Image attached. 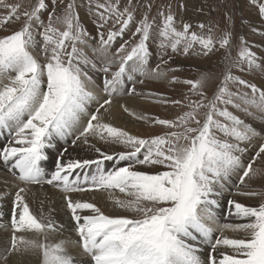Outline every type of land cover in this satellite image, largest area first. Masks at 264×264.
Masks as SVG:
<instances>
[{"label":"snow or ice","instance_id":"obj_1","mask_svg":"<svg viewBox=\"0 0 264 264\" xmlns=\"http://www.w3.org/2000/svg\"><path fill=\"white\" fill-rule=\"evenodd\" d=\"M248 2L261 27L244 26L259 45L235 32L228 11L223 29L211 19L185 21L179 0L175 8L172 0H0V182L15 187L0 222V264H264V190L250 183L264 179V127L242 118L264 124V84L245 78L264 76V0ZM219 6L204 0L196 11L211 17ZM217 53L219 75H176V57ZM149 81L186 90L174 98L137 87ZM117 98L178 111L161 118L120 103L128 117L162 129L138 136L107 120ZM70 137L95 156L65 159L64 149L46 171V150ZM96 142L122 150L106 152ZM44 185L62 194L68 225L30 209L25 194ZM92 191L107 193L124 215L74 196ZM8 194L0 191V201Z\"/></svg>","mask_w":264,"mask_h":264},{"label":"rangeland","instance_id":"obj_2","mask_svg":"<svg viewBox=\"0 0 264 264\" xmlns=\"http://www.w3.org/2000/svg\"><path fill=\"white\" fill-rule=\"evenodd\" d=\"M10 2H17V0H10ZM20 2L27 5L30 2V0H20ZM164 2H167V0H164ZM172 2H173V7L175 8L177 0H172ZM179 2L184 3L186 5V11L180 14L183 16V19L185 21H197V20L211 19L214 22L218 23L219 29H223L225 27L224 12L225 11L230 12L235 21V32L239 34H244L249 40V43L255 42L258 45L260 44L258 37H256L255 35L249 34L250 30L244 26V24L251 22L252 24L256 25L257 28L261 27L260 22L258 20V16H257V10L249 4L248 0H207L209 7L220 5L215 11L212 12L211 17H205L204 15L196 11V9L201 7V5L204 3V0H179ZM207 10L208 9L206 8L205 12H207ZM80 15H81L82 23H84V25L88 28L90 32H92L93 35H95V29L93 25L91 24L89 18L86 16L85 10H81ZM241 17H243L244 23H242ZM177 19L179 20L180 16H178ZM11 27L16 28L18 27V25H12ZM3 34L5 33L0 31V35H3ZM215 35L219 36L220 31L217 30ZM125 39H127V36L125 37ZM153 51H155L154 47H153ZM235 54H236V48L233 47V55ZM155 59L156 57L154 56L153 62H155ZM220 60H221V54L219 53L210 54L208 57H197V58L193 57L191 59L180 56V57L175 58L173 62V66L180 67L181 70L178 71L176 75L181 77V79H185V78L196 79L199 76L201 70H209L210 72H214L216 75H219L220 72L222 71V69L219 67ZM245 78L256 83L258 86L261 84H264V76H262L261 74H257L255 76L247 75L245 76ZM137 86H139V88L142 87L145 91L167 92L170 96L174 98H179L182 95V93L186 90V86L184 85H175L174 90H172L168 88L166 85H162V84H159L157 82H152V81L147 82L145 85H137ZM142 105L143 107L136 111H143L147 115L159 116L161 118H172L177 114V111H178V109L173 108L171 106H168L166 109L164 106L150 104L145 101L143 102ZM124 117L129 120L128 122H130L128 123L130 125V130H128V132H130L131 134L138 135V136H147L150 134L160 133L162 131V129H160L159 127H156L154 129H149L146 125H143L142 122H139V121L135 122V120L128 117L126 114H124ZM242 118H244L246 121H248V119H250L251 121H256L257 123L260 124L259 129L264 127V125L261 124V122L254 117L242 116ZM133 126L135 129L133 128ZM63 142H65V145L64 144L63 145L66 148L74 147L72 143L70 142L69 138ZM47 150L49 151L51 150V152L53 151L52 153L55 152V154L58 155V152H62L64 149H61L59 147V149L51 148ZM101 150L111 153L112 151H120L122 149H120L119 146H115V145H111V146L104 145ZM143 170L150 171L149 169H143ZM250 183H251L252 189L258 190V191L264 190V179H257ZM44 186H48V185H44ZM48 187L52 188L51 186H48ZM233 191H235V189H233ZM118 194H121V193H118ZM236 199L246 204H257L260 198L259 197H252V198L236 197ZM218 211L223 213L221 209H219ZM226 211H228V206H227ZM109 213L110 215H124V213L120 212L119 210H114V209L112 212H109ZM225 215H226L225 218H227V212L224 214V216ZM218 219L220 220L219 216H218ZM221 223H225V221ZM216 235H220V233L217 232Z\"/></svg>","mask_w":264,"mask_h":264},{"label":"bare ground","instance_id":"obj_3","mask_svg":"<svg viewBox=\"0 0 264 264\" xmlns=\"http://www.w3.org/2000/svg\"><path fill=\"white\" fill-rule=\"evenodd\" d=\"M197 58V57H196ZM200 59V58H199ZM99 78H97L98 80ZM139 88V86H137ZM122 102H126L128 104V106L130 108H133L134 110H138L140 108L143 107V100H132L130 98H124L123 100L120 98H117V100L114 102L112 109H111V115L106 114V118L108 121H110L114 126L116 125L117 127L120 128H124L126 131L130 130V125L128 123L129 120L127 118L124 117V114L122 112V110L119 108V104ZM146 104V103H145ZM136 122V121H135ZM248 122L253 123V125L259 129L260 124L257 123L256 121H251L250 119H248ZM259 122V121H258ZM133 123V122H132ZM264 125V124H263ZM134 128V126H133ZM135 129V128H134ZM5 135H0V143H6V139H5ZM74 139V137H70L69 140L71 142V140ZM62 142V143H60ZM56 147L52 148V149H59V147L61 149H67V153L65 154V159H69V158H76V159H80V158H91L93 156H95L94 152H90L87 148V146L85 145H79V146H74L73 148H66L65 142H63V140H57L56 142ZM64 144V145H63ZM106 146V144L102 143V142H96V147L99 148H103V146ZM47 154H48V159L47 161L42 162V166L45 168L46 171H52L54 170V160L59 158L58 155L51 152V150H46ZM109 167H111V162H108ZM0 175H2V172H0ZM0 191H7L9 194L8 196L3 200L0 201V209L3 210L4 212V217L3 220H0V222H3L4 220H7L9 215H10V208H11V201L12 199H14V195H15V187L13 185H9L7 188L4 187L3 183L0 182ZM119 192L116 191L115 195L117 197L123 198L122 194H118ZM14 194V195H13ZM62 194L59 193L58 191L49 188L48 186H32L30 188V190L25 194V198L26 201L28 202L30 209L32 210L33 213L39 215L41 213V211H43V213L46 216H51L54 219H56L57 221H60L62 223H64L65 225L69 224V215L70 214H66L67 210L66 207L64 205V201L61 198ZM74 196L88 201V202H92L97 204L98 206H100L106 214H109V212L113 211L112 208V204L108 198V194L107 193H101V192H97V191H92V192H86V193H82V194H74ZM223 203V207L221 208L222 212L218 211V216L221 220V222H229L226 217V215L224 216V214L227 212V204L226 202H222ZM221 213V214H219ZM225 218V219H224ZM225 236L228 237H232L235 234L232 232H228L225 231L223 233ZM6 233L3 232L2 229H0V242H3V239L5 237ZM64 236L65 237H75V234L73 232H69V231H65L64 232ZM63 237L60 236H51L49 239L50 241H56L59 239H62ZM71 248H75V245H71Z\"/></svg>","mask_w":264,"mask_h":264}]
</instances>
